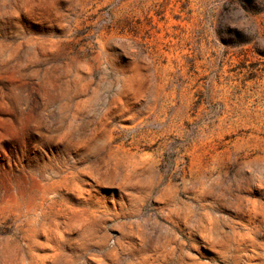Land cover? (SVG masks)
Masks as SVG:
<instances>
[{"label": "rangeland", "instance_id": "1", "mask_svg": "<svg viewBox=\"0 0 264 264\" xmlns=\"http://www.w3.org/2000/svg\"><path fill=\"white\" fill-rule=\"evenodd\" d=\"M0 264H264V0H0Z\"/></svg>", "mask_w": 264, "mask_h": 264}]
</instances>
